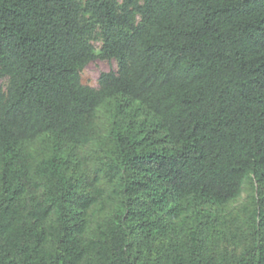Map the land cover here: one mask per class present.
Listing matches in <instances>:
<instances>
[{
	"label": "trees",
	"instance_id": "1",
	"mask_svg": "<svg viewBox=\"0 0 264 264\" xmlns=\"http://www.w3.org/2000/svg\"><path fill=\"white\" fill-rule=\"evenodd\" d=\"M0 78V264H264V0H0Z\"/></svg>",
	"mask_w": 264,
	"mask_h": 264
},
{
	"label": "rangeland",
	"instance_id": "2",
	"mask_svg": "<svg viewBox=\"0 0 264 264\" xmlns=\"http://www.w3.org/2000/svg\"><path fill=\"white\" fill-rule=\"evenodd\" d=\"M94 44L96 46V53H98L100 48V42H94ZM117 67V62L114 59L105 60L101 58H95L94 60L90 61L80 72L81 82L85 85L97 87L98 78L100 74L111 70H117ZM6 83L7 80L5 78H0V85L4 87ZM114 110L115 108H111L110 105L106 108H103L100 112L98 125L101 133L106 132V129L112 120L111 113L114 112ZM150 118L151 115L144 112L141 108L137 107V105H134L133 107L129 108L126 113L123 112L120 116H118L117 120L119 121V123L122 124V127L124 128L131 127L132 130H135L137 127H141L142 133H146L153 126L148 122ZM141 121H145V125L139 124V122ZM83 151H85L84 148L72 150V153H82ZM256 195L257 192L254 188L247 187L235 200L231 201L230 203L224 206L212 209L223 215L228 214L232 211H236L239 207L243 206L244 204L252 205Z\"/></svg>",
	"mask_w": 264,
	"mask_h": 264
}]
</instances>
